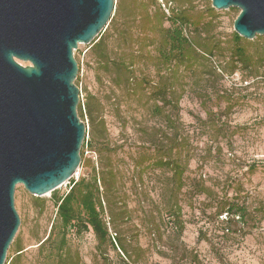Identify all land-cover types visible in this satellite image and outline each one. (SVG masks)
<instances>
[{
  "label": "rangeland",
  "instance_id": "1",
  "mask_svg": "<svg viewBox=\"0 0 264 264\" xmlns=\"http://www.w3.org/2000/svg\"><path fill=\"white\" fill-rule=\"evenodd\" d=\"M133 1L126 2L129 9ZM166 1V10H184L193 21L207 24L202 30L208 35L202 33L201 39L212 55L178 78L179 100L170 113L174 127L161 126L163 143L174 140V158L187 162L185 187L170 192L165 180L171 172L135 167L143 153L152 151L141 140V117L134 105L130 111L116 109L120 94H111L106 84L95 80L88 46L79 45L74 51L79 69L75 85L82 105L89 96L101 105L99 113L115 150L109 157L122 175L117 196L128 210V218L115 225L130 259L117 248H98L90 232L72 236L70 249L78 253L81 264H264V37L241 38L239 46L257 65L256 70H243L233 58L237 9L217 11L210 0ZM81 121L88 129L86 115ZM84 157L97 161L88 149ZM86 173L79 166L71 181ZM71 181L43 197L31 196L22 186L15 188L20 218L15 237L24 248L17 264H36V237L45 238L55 218L52 196L65 194ZM173 196L179 212L169 209ZM240 208L245 209L242 218L225 213ZM7 256L9 262L14 257Z\"/></svg>",
  "mask_w": 264,
  "mask_h": 264
},
{
  "label": "trees",
  "instance_id": "2",
  "mask_svg": "<svg viewBox=\"0 0 264 264\" xmlns=\"http://www.w3.org/2000/svg\"><path fill=\"white\" fill-rule=\"evenodd\" d=\"M127 1L119 0V4L114 5L106 29L87 47L86 53L94 65L95 80L106 84L111 94H120L116 109L130 111L134 105L141 117L138 122L143 134L141 140L152 151L143 153L139 161H135V167L143 171L171 172L165 183L171 186L170 192L179 193L185 187L187 162L181 163L180 158H174V140L167 138V143H163L161 126L174 127L170 113L176 110L179 100L176 91L178 78L191 73L200 60L207 61L204 56H212L201 39V34L208 35L209 31L202 30L207 24L193 21L184 10H166L165 6L169 4L166 0L165 3L162 0L148 3L134 0L130 9L126 6ZM240 41L241 37L234 33L235 63L243 70H256L257 65L239 46ZM100 106L92 96L86 98L84 105L78 103L79 119L83 120L86 115L89 120L80 148V166L87 173L77 181L70 179L65 194L52 196L55 218L47 236L39 240L36 237V264H81L78 253L70 249V238L88 232L96 239L98 248H117L130 259L115 225L124 217L128 218L126 203L117 196L122 175L109 157L115 150L110 146L106 124L99 113ZM86 149L97 155L95 163L85 159ZM172 198L174 201L169 204V209L179 212L177 198ZM244 212L245 209L240 208L225 213L242 218ZM23 250L22 240L15 237L8 250L14 257L9 262L7 256L5 264H17Z\"/></svg>",
  "mask_w": 264,
  "mask_h": 264
},
{
  "label": "water",
  "instance_id": "3",
  "mask_svg": "<svg viewBox=\"0 0 264 264\" xmlns=\"http://www.w3.org/2000/svg\"><path fill=\"white\" fill-rule=\"evenodd\" d=\"M239 11L233 31L264 37V0H210ZM115 0H0V264L20 226L17 186L46 196L77 172L86 126L74 51L106 29ZM22 64H27L23 66Z\"/></svg>",
  "mask_w": 264,
  "mask_h": 264
},
{
  "label": "built area",
  "instance_id": "4",
  "mask_svg": "<svg viewBox=\"0 0 264 264\" xmlns=\"http://www.w3.org/2000/svg\"><path fill=\"white\" fill-rule=\"evenodd\" d=\"M67 182H68V181H67ZM67 182H66V183H67ZM66 183H65V184H66Z\"/></svg>",
  "mask_w": 264,
  "mask_h": 264
}]
</instances>
